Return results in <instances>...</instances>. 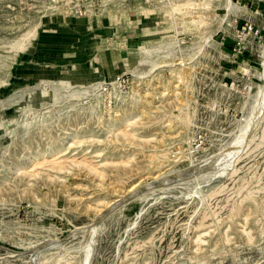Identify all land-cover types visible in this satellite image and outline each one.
Here are the masks:
<instances>
[{
    "label": "rangeland",
    "instance_id": "obj_1",
    "mask_svg": "<svg viewBox=\"0 0 264 264\" xmlns=\"http://www.w3.org/2000/svg\"><path fill=\"white\" fill-rule=\"evenodd\" d=\"M0 264H264V0H0Z\"/></svg>",
    "mask_w": 264,
    "mask_h": 264
},
{
    "label": "bare ground",
    "instance_id": "obj_2",
    "mask_svg": "<svg viewBox=\"0 0 264 264\" xmlns=\"http://www.w3.org/2000/svg\"><path fill=\"white\" fill-rule=\"evenodd\" d=\"M131 137H132V135H130ZM78 142V141H77ZM57 151V150H56ZM60 151V150H59ZM59 151L57 152V153H59ZM57 153H56V155H57ZM49 154H51V153H49ZM55 159V158H54ZM53 159V162H52V166L53 167H55V168H58V169H61V168H64V163H63V161L62 160H59V159H56V160H54ZM46 161V160H45ZM48 161V160H47ZM32 162V161H31ZM51 162V161H50ZM49 161H48V163H50ZM83 163V162H82ZM90 163V162H89ZM89 163H87V164H89ZM42 163H40V165H41ZM86 164V163H85ZM35 165V164H34ZM37 165H39V164H37ZM39 165V166H40ZM90 165V164H89ZM92 165L93 164H91L90 166H91V169L93 168L92 167ZM89 166V167H90ZM35 167H36V165H35ZM88 167V166H87ZM34 168V167H33ZM33 168H31V169H33ZM94 169V168H93ZM96 170H98L97 168H95ZM41 172V171H40ZM36 174V173H35ZM37 174H39V172L37 173Z\"/></svg>",
    "mask_w": 264,
    "mask_h": 264
}]
</instances>
